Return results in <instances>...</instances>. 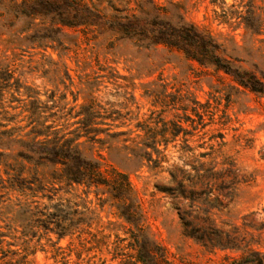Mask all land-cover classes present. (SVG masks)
Masks as SVG:
<instances>
[{
	"label": "rangeland",
	"instance_id": "rangeland-1",
	"mask_svg": "<svg viewBox=\"0 0 264 264\" xmlns=\"http://www.w3.org/2000/svg\"><path fill=\"white\" fill-rule=\"evenodd\" d=\"M91 1L107 14L115 9L139 14L138 4H143ZM155 2L169 16L180 14L210 33L226 57L264 80V0ZM1 22L8 21L0 17ZM38 22L20 17L9 28L0 27L17 34L16 39L0 36V130H10L0 142V231L5 234L0 264H116L130 252L126 244L131 225L110 206L108 192L101 186L86 194L85 185L58 178L61 164L39 154L45 140L61 143L74 137L82 128L76 112L91 101L106 118L91 125L97 139L78 138L79 149L85 157L127 174L143 226L173 264H218L237 257L246 245L264 249V91H250L223 71L176 50L141 47L95 28H64L67 34L61 37L69 49L45 48L24 38ZM145 124L167 130L158 146L166 145L165 158L155 168L126 148L141 141L143 131L136 125ZM45 125L48 135L43 134ZM120 130L130 132L134 142L107 134ZM170 130L179 132L171 137ZM197 159L204 161L203 169L217 163L218 174L192 177L186 187L194 192L191 199L161 190L170 185L172 164L195 175L191 166ZM202 188L205 194L197 195ZM179 204L191 212L196 206L209 209L210 220L237 230L231 234L233 247L202 245L186 235L176 210ZM56 206L61 214L68 212L71 221L66 223L82 232L58 239L54 230L46 229L37 211ZM189 219L193 226L202 224ZM87 230L96 235L89 237Z\"/></svg>",
	"mask_w": 264,
	"mask_h": 264
},
{
	"label": "trees",
	"instance_id": "trees-1",
	"mask_svg": "<svg viewBox=\"0 0 264 264\" xmlns=\"http://www.w3.org/2000/svg\"><path fill=\"white\" fill-rule=\"evenodd\" d=\"M143 4H138L141 8L139 14H121L117 13V9L115 12L107 14L91 0H0V17L8 21L6 24L1 22L0 27L7 29L11 26L13 19L20 17H27L32 21L38 18V28H35L24 38L59 52L69 49L61 37V35L67 34L64 28H78L80 31L91 32L95 28L98 32H110L119 38L131 39L141 47L161 45L169 50H176L187 59L194 60L199 64H208L223 71L237 84L250 91L256 93L264 91V80L254 71L234 63L236 59L232 60L226 57L224 47L210 33L186 21L180 14L169 16L168 11L155 0H143ZM8 32H2L0 29V36L9 34L11 38H15L17 35ZM17 32L20 33V31ZM96 106L99 105L93 101L80 105L76 116H80L79 122L82 128L74 133V137L66 138L61 143L43 141V150L39 151V154L44 160L61 164L62 168L58 178L65 179L68 183L85 185L87 187L86 194L90 188L93 187L95 191H98L101 186L108 192L111 200L110 206L116 209L119 217L131 225L127 229L129 235L126 244L130 252L116 264H173L168 259L165 248L143 226V214L127 174L118 171L111 164L85 157L79 149V143L76 142L78 138L85 136L90 140L97 139L98 131L91 125L97 122L98 118L100 120L106 118V115L102 114ZM173 124L181 130L182 127L178 122H173ZM0 126H3L2 123ZM136 126L143 131L142 139L135 142L133 146H126V148L131 151L132 155L144 157L148 162H152L150 168L158 167L165 158L163 151L166 150V145L161 149L158 147L159 141L167 130L158 131L148 124ZM44 127L46 129L44 128L43 134L48 135L47 128L49 126L45 125ZM179 130H170L171 137L176 136ZM107 134L112 137L124 136L122 140L134 142L128 131H112ZM9 135L10 130H0V142ZM220 136L222 137V135ZM136 137H139V134ZM152 152L156 153L155 158L152 157ZM209 154L210 151L201 152L198 153V157H205ZM0 156H2L1 152ZM195 161L197 164L191 166L195 175H192L184 166L172 164L168 169L170 185L161 190H166L175 197L191 199L194 192L187 190L186 187L189 186L187 182H190L192 177L199 176L209 179L218 174L215 171L217 163L203 169L204 161H198V159ZM196 194H205V190L202 188ZM215 200L216 198H213V201ZM102 202L104 201L102 200ZM176 210L186 235L193 237L202 245L233 247L231 234L236 233L237 230L234 228L223 229L214 220H210L209 209L196 206V209L192 211L194 214H192L191 211L179 204ZM37 212L44 216L45 228L54 230L58 239L83 230L70 222L66 223L71 220L67 217L68 212L61 214L60 207L56 206L53 211L38 210ZM30 213V215L35 214ZM2 214L3 212L0 210V219H2ZM189 216L202 224L193 226ZM50 224H53V227H49ZM86 233L89 237L96 235L90 230H87ZM4 235L0 231V243ZM116 246L114 245L113 248ZM218 264H264V249L246 245L237 257Z\"/></svg>",
	"mask_w": 264,
	"mask_h": 264
}]
</instances>
